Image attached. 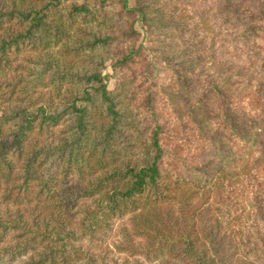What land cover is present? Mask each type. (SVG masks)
<instances>
[{"label":"trees","instance_id":"1","mask_svg":"<svg viewBox=\"0 0 264 264\" xmlns=\"http://www.w3.org/2000/svg\"><path fill=\"white\" fill-rule=\"evenodd\" d=\"M27 1L18 0L17 8V1L9 0L11 11L0 6V29L15 19L22 26L17 31L7 27L0 37L1 73L29 49L67 45L62 60L48 53L32 78L11 84L10 94L22 85L21 100L26 103L0 116V134L14 125L6 133L11 141L0 143V178L4 170L13 169L8 155L21 159L27 154V179L35 169L46 176L33 201L48 203L44 207L51 210L41 224L38 205H20L24 198L32 201L28 193L14 197L13 206L25 214L0 217V264L14 263L45 242L47 251L22 264L103 263L102 251L115 226L126 218L133 234L120 248L136 256V264L262 262V51L240 49L241 63L212 71L202 62L203 38L180 29L195 59L169 56L167 67L186 91L184 105L195 109L198 104L208 120L218 122L216 127L207 123L196 129L205 142L191 148L181 141L186 135L184 116H167L156 90L147 85L159 78L151 73V65L135 68L141 61L132 51L124 54L115 68L125 75L114 76V88L108 87L109 76L102 70H84L81 65L88 62L83 54L99 55L107 44L136 38L134 28L112 35L86 33L96 18L106 22L116 15L119 20L125 13L134 15L126 0H29L25 5ZM116 2L121 4L118 10ZM220 8V20L239 28L245 41L264 27V0H222ZM89 61L98 63L94 57ZM99 64L104 66L103 61ZM15 236L19 242L9 247Z\"/></svg>","mask_w":264,"mask_h":264},{"label":"rangeland","instance_id":"2","mask_svg":"<svg viewBox=\"0 0 264 264\" xmlns=\"http://www.w3.org/2000/svg\"><path fill=\"white\" fill-rule=\"evenodd\" d=\"M9 0H0V6L4 11L10 10ZM16 7L19 8L18 0ZM127 7L129 9H135L136 13L128 14L125 13L124 17L120 20L118 16L109 17L106 22H102L101 18H96V22H91L88 24L86 33L91 35V30L97 31L103 34H118L126 28H134L137 31L136 38L129 39L124 42H118L116 44H111L104 46L96 55L94 53L83 57L88 59V62H83L81 65L84 70L98 69L102 70L104 75L109 76L108 87L114 88L116 83V75L124 77L125 74L121 73L120 69L115 68L116 61L124 56V54L132 51L135 59H139L141 63L136 64L135 68H142L143 65H151L152 74L154 76L159 75V78L150 79L148 84L153 90H156L157 101L163 111L172 120L176 117L184 116L187 124L185 126L186 135L184 139L181 140L183 143H187L191 148H195L200 145L201 142H205L204 139L199 138L202 136L201 132L197 134L194 133L196 129H201L207 123L216 127L218 122L215 120H208L205 116L202 108L195 104V109H190V104L188 106L184 105L183 99L186 95V91L183 87L177 83L167 67V58L169 56H174L178 59H192L193 52H191L184 44L180 29H185L187 35H191L197 40H201L205 47L207 67L212 71L216 68H220L223 64L238 65L241 63L242 58L240 57V52L238 50L242 49L244 52L256 53L257 51H262L264 54V27L263 29H258L256 32L249 36V40L245 41L241 39L240 29L236 28L234 25H227L220 20L221 13V3L222 0H126ZM29 0L25 3V5ZM37 3V2H36ZM121 8V4L116 2V9ZM11 11V10H10ZM16 20V19H15ZM8 22L0 29V37H4L5 28L10 27L11 30L17 31L22 26L17 22ZM16 23V24H15ZM199 24V25H198ZM197 25V26H195ZM239 33V36H237ZM87 39V36L84 37ZM63 45V46H62ZM67 44H61V46L51 48L48 51L29 49L25 53L16 57V61L12 62L10 67L7 68V73L2 74L0 69V116L7 112L15 105L25 104L23 99L24 93L21 92V86L18 87L19 92L16 94H10L12 85L15 81L20 79L32 78L31 73L40 69L39 63L44 62L48 58V53L52 54L59 60L64 57L63 48ZM11 57H14L11 53ZM94 57L98 63H93L89 61V58ZM15 59V58H14ZM72 59L69 56L68 61ZM75 60V59H74ZM103 61L104 66L99 63ZM190 62V61H189ZM145 63V64H144ZM191 63V62H190ZM16 65H19L17 67ZM119 73V74H118ZM130 78H127L129 80ZM10 83V85H9ZM154 85V86H153ZM47 89L43 88V91ZM40 91L35 92L38 94ZM48 93V92H46ZM117 93V91H114ZM129 101L124 102L127 104ZM194 104V103H193ZM192 112V113H191ZM14 129V125L10 124L3 128V133L0 134L1 141H11V136L6 135L7 132ZM9 130V131H8ZM240 142V140H239ZM34 148V146H31ZM29 156L25 154L21 159L16 156L8 155V160L12 164L13 169L11 172L4 170L2 177L0 178V217L5 219L6 217L15 219L17 212H25L21 210L20 207H15L14 197L20 192V199L24 198L25 193H28L29 199L32 201L28 202L24 198L20 205H38L36 212L42 211V217L40 218L41 224H44L47 220L45 215L51 209H46L44 206L48 203L37 204L33 201V196L36 197L37 192L42 188L40 185L45 181L46 176L42 174L41 169H35L30 178L27 179L26 172V159ZM70 185L79 186L78 183L69 182ZM12 195L11 200L5 199L8 195ZM9 205V206H6ZM45 218V222L42 219ZM25 219L32 224V219L29 216ZM130 219L126 218L121 220L114 228L112 233V238L108 242V246L102 251L103 263L99 264H136L137 257L130 255L128 252H124L120 247L126 245L129 239L128 234H133V229L131 226ZM263 228L262 234H264V224L261 225ZM262 237V235L260 236ZM19 239L17 236L13 237L9 241V247H13L14 244L18 243ZM47 242L42 243L36 252H32L27 256L22 257L20 260L14 261L11 264H22L24 262L30 261V257L33 256L34 259L37 255L42 254L47 251L44 245ZM139 260L144 261V258L138 257ZM146 263V262H145ZM144 263V264H145ZM143 264V263H142ZM258 264H264V260Z\"/></svg>","mask_w":264,"mask_h":264}]
</instances>
